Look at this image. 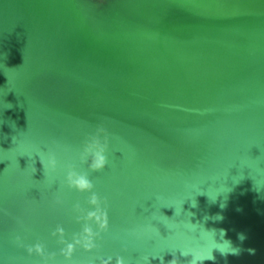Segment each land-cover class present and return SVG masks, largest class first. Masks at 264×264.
Listing matches in <instances>:
<instances>
[{
    "label": "water",
    "instance_id": "obj_1",
    "mask_svg": "<svg viewBox=\"0 0 264 264\" xmlns=\"http://www.w3.org/2000/svg\"><path fill=\"white\" fill-rule=\"evenodd\" d=\"M121 258L264 264V0H0V264Z\"/></svg>",
    "mask_w": 264,
    "mask_h": 264
},
{
    "label": "clouds",
    "instance_id": "obj_2",
    "mask_svg": "<svg viewBox=\"0 0 264 264\" xmlns=\"http://www.w3.org/2000/svg\"><path fill=\"white\" fill-rule=\"evenodd\" d=\"M54 163V162H53ZM107 165V157L103 154V150H101V152H97L95 155V158L93 160L92 163V168L96 169V170H102L103 168H105V166ZM75 183L77 184L78 187H80L82 190L86 189V188H90L91 184L85 179V178H80L79 180L75 181ZM93 203H96L95 199L93 200ZM93 216L96 217L97 222L101 223L102 227H107L108 225V220H107V214H104L103 217L96 215L95 213H92ZM237 238L243 242L244 239H246V236L243 233H238L237 234ZM87 247H92V242L89 241V243L86 245ZM73 249L72 245L68 246V253L70 254L71 251ZM29 251H31V249H29ZM37 251H40L39 247H37ZM250 254H255V250L254 249H248ZM240 252L235 253V255H239ZM211 259H215V257H212ZM105 264H108V262L106 261ZM117 264H124V260L121 258L117 261ZM169 264H177L175 258H173Z\"/></svg>",
    "mask_w": 264,
    "mask_h": 264
}]
</instances>
